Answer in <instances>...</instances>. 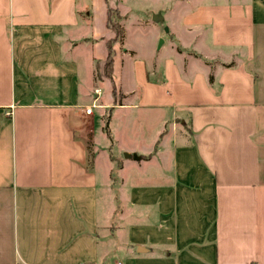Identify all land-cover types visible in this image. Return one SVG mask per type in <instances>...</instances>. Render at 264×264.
Listing matches in <instances>:
<instances>
[{
	"label": "crops",
	"instance_id": "crops-1",
	"mask_svg": "<svg viewBox=\"0 0 264 264\" xmlns=\"http://www.w3.org/2000/svg\"><path fill=\"white\" fill-rule=\"evenodd\" d=\"M123 2L111 81L105 0H0V264H264V0H154L144 60Z\"/></svg>",
	"mask_w": 264,
	"mask_h": 264
},
{
	"label": "rangeland",
	"instance_id": "rangeland-1",
	"mask_svg": "<svg viewBox=\"0 0 264 264\" xmlns=\"http://www.w3.org/2000/svg\"><path fill=\"white\" fill-rule=\"evenodd\" d=\"M89 1L91 4V0H85V5H86L87 9L89 6ZM115 1L116 0H108L109 6H114ZM123 1H124L123 4L130 10V13L127 17V20L125 22H123L124 28L126 31V34H125L126 35V45L125 46L128 49L135 51L139 55L136 60H144L143 57H146L149 54V50H150L151 46H153L154 44L155 45L159 44L160 41L164 40V38H165V44H164L163 49L165 52L169 46L168 36L164 34L165 28H166L165 24H162L159 22L157 25L161 28L160 32L164 35L161 37H159L158 34L156 33L155 29H153L151 27L153 16L151 15L150 12L153 8L154 0H123ZM121 21H122V18H120V20H119L120 25H121ZM121 27H122V25H121ZM109 31L111 33H113L112 29ZM62 40H63V42L65 41L64 39H62ZM69 43H72L71 45H73V46L82 44L79 38H76L73 41H69ZM134 64H137V62L133 60V65ZM80 65H81L80 86H81V89L82 88L84 89L85 83L83 80V75L85 74V69L84 68L82 69V62H80ZM98 77H99V73H98L97 69L93 68V80H94L93 85L95 84V86L101 92L98 104H100V103L105 104L106 102H108L111 99L110 95H112L111 94L112 84L107 79H103V81L97 82ZM163 93H165L164 90H163ZM166 95H164V98H166ZM89 96L92 97L95 95L92 91H90ZM168 101L170 103L172 102L171 95L168 97ZM132 102L136 103L137 98L135 97L134 101H132ZM144 110H145L144 108L135 107V108H131V110H128L127 112H131V113L136 114V113L144 112ZM172 110H173V107L172 108L169 107L167 109L160 110V112L166 114V117L170 119ZM111 127L112 126L109 125V129ZM167 127H170V125H168ZM139 132H140V130H138V133ZM137 140H139V138ZM99 196H100V194H99ZM106 222H107V220H106L105 214L103 213V211H101V213H100V229L102 231H104V226L106 225ZM107 239L108 238L105 236L101 237L100 249H101L102 253H104L106 251Z\"/></svg>",
	"mask_w": 264,
	"mask_h": 264
},
{
	"label": "trees",
	"instance_id": "trees-1",
	"mask_svg": "<svg viewBox=\"0 0 264 264\" xmlns=\"http://www.w3.org/2000/svg\"><path fill=\"white\" fill-rule=\"evenodd\" d=\"M107 5V20L106 25L109 29H112L114 33V37L109 39L106 42L107 47V59L103 67V74L105 77L109 78L112 81L113 76V56H114V46L115 45H122L124 39V29L119 24V20L121 18L120 13L118 10L113 9L109 6L108 0H105ZM113 95L115 96V88L113 87ZM105 131L108 135L107 126Z\"/></svg>",
	"mask_w": 264,
	"mask_h": 264
},
{
	"label": "built area",
	"instance_id": "built-area-1",
	"mask_svg": "<svg viewBox=\"0 0 264 264\" xmlns=\"http://www.w3.org/2000/svg\"><path fill=\"white\" fill-rule=\"evenodd\" d=\"M97 94H99L98 91H96ZM95 105L92 104L91 106H87L83 109V113L86 114V115H89L92 111V108L94 107Z\"/></svg>",
	"mask_w": 264,
	"mask_h": 264
}]
</instances>
